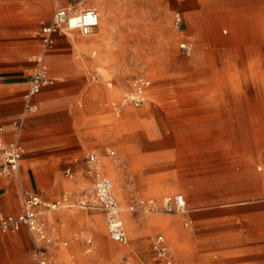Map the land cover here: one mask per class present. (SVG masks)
<instances>
[{
	"label": "rangeland",
	"instance_id": "374dc122",
	"mask_svg": "<svg viewBox=\"0 0 264 264\" xmlns=\"http://www.w3.org/2000/svg\"><path fill=\"white\" fill-rule=\"evenodd\" d=\"M91 7L100 25L88 37L78 30L70 36L90 59L87 80L99 75L90 81L104 97L93 118L95 133H107L117 146H107L114 155L106 149L98 156L114 184L129 242L108 236L103 213L92 206L94 180L86 169L68 174L63 168L65 187L55 199L65 196L67 206L47 216L61 240L50 264H126L125 258L165 264L152 248L158 233L176 249L175 264L236 263L223 238L227 219L243 218L254 205L234 203L231 216L222 205L230 193L237 200L254 173L264 178V0H100ZM177 9L184 13L181 30L173 24ZM182 41L192 43L190 55L180 49ZM138 76L152 82L148 100L117 116L112 103ZM260 186L264 198V180ZM177 192L187 198L185 213L132 210L140 197L161 202ZM260 205L256 218L264 224Z\"/></svg>",
	"mask_w": 264,
	"mask_h": 264
},
{
	"label": "crops",
	"instance_id": "0c3cea01",
	"mask_svg": "<svg viewBox=\"0 0 264 264\" xmlns=\"http://www.w3.org/2000/svg\"><path fill=\"white\" fill-rule=\"evenodd\" d=\"M98 1L0 0V125L6 141L17 138L25 148L19 170L8 177L0 174V214L21 213L25 192L47 201L57 200L65 187L60 172L63 168L68 172L80 167L87 171L86 150L95 149L97 152H93L98 155L107 149V155H111L110 151L115 154L107 146H117V141L108 143L107 133H95L97 126L93 118L103 109L104 97L91 83L98 82L94 74L91 82L87 80L90 59L80 50L82 43L71 38L72 34L64 33H56L55 42L49 47L42 41V27L52 22L57 8L74 7L82 11L95 8L91 5ZM177 11L184 17L182 9ZM41 56L53 84L32 97L37 109L26 111L25 95ZM18 123H21L20 129ZM120 162V156L112 158L114 168ZM251 177L243 182L246 188L238 193L237 200L231 197L232 193H227L230 198H225V202L228 203H222L223 208L234 203L240 208L254 205L241 212L245 219H235L230 213L232 208L228 209L231 217L227 219L228 232L223 233V238L231 250L230 258L236 260L234 264H264V224L256 218L262 212L260 204L264 203L258 191L264 178L258 173ZM185 199L188 205L186 196ZM248 217L256 219L248 221ZM157 235L166 238L162 233ZM34 244L26 227L14 233H0V264H34Z\"/></svg>",
	"mask_w": 264,
	"mask_h": 264
},
{
	"label": "built area",
	"instance_id": "2783aa9c",
	"mask_svg": "<svg viewBox=\"0 0 264 264\" xmlns=\"http://www.w3.org/2000/svg\"><path fill=\"white\" fill-rule=\"evenodd\" d=\"M183 15L176 11L173 16V24L177 30L183 27ZM100 24V13L95 8H87L77 11L74 7H59L55 10L52 22L42 27V41L45 47L55 42L56 33L71 34L78 30L83 37L93 34ZM180 49L184 54L190 55L193 51L192 43L182 41ZM38 67L31 76V83L25 95L26 111H34L37 105L32 102V97L42 88L53 84L47 65L43 57L37 59ZM93 78L99 80V75ZM152 85L150 79L138 76L133 80V87L127 91L120 101L112 103L113 110L120 116L127 106H141L148 100V91ZM21 123H18L20 129ZM25 154V148L19 139L6 141L4 130L0 125V174L8 177L16 173ZM110 154H114L110 151ZM87 172L93 177L96 200L93 207L101 210L104 215L106 229L109 237L120 244L129 242L127 231L121 217V208L114 190L112 180L105 173L99 156L94 152L86 154ZM68 174L71 171L67 172ZM65 196L55 201H47L30 192L23 194V211L17 215L0 214V233H14L22 227H26L35 243L33 251L34 264H50L53 250L59 247L61 242L56 233V228L46 220L47 213L60 210L67 206ZM187 203L184 194L177 193L165 196L161 202L155 198L140 197L132 204L134 212L143 214H175L185 213ZM67 245V241H62ZM152 248L158 260L165 264H175V250L163 235L152 238ZM126 264L130 261L125 258Z\"/></svg>",
	"mask_w": 264,
	"mask_h": 264
},
{
	"label": "bare ground",
	"instance_id": "6f19581e",
	"mask_svg": "<svg viewBox=\"0 0 264 264\" xmlns=\"http://www.w3.org/2000/svg\"><path fill=\"white\" fill-rule=\"evenodd\" d=\"M100 21H101V19H100ZM100 25V24H99Z\"/></svg>",
	"mask_w": 264,
	"mask_h": 264
}]
</instances>
